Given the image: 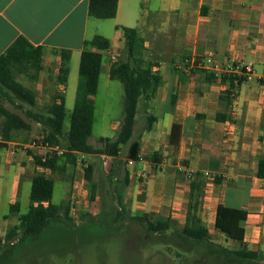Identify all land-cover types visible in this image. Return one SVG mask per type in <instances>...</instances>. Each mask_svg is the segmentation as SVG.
<instances>
[{
  "label": "crops",
  "instance_id": "crops-1",
  "mask_svg": "<svg viewBox=\"0 0 264 264\" xmlns=\"http://www.w3.org/2000/svg\"><path fill=\"white\" fill-rule=\"evenodd\" d=\"M98 20L89 15V0H0V56L23 37L34 47L43 48L42 71L54 72L56 78L61 52L70 51L67 85H55L56 91L64 93L66 105L71 77L77 73L79 78L85 42L95 35L111 42L104 53L106 66L103 68L102 63L100 87L103 70L112 80V65L126 58L123 33L117 27L138 28L145 39L143 58L154 63L153 71L162 77V84L154 99L139 103V110L143 103L145 117L153 115L156 121L151 130L146 125L139 136V160L125 166L127 187L113 192V204L118 205L116 215L132 222H137L135 218L169 222L170 228L163 235L180 237L188 219L193 180L186 172L192 170L202 178V196L191 215L201 220L211 239L216 232L225 238L224 243L213 241L215 244L235 249L232 240L216 230L215 222L218 206H229L226 189L244 180L250 186L247 200L229 207L247 211L245 244L250 250L264 252V179L257 177L259 162L264 160V84L255 76L247 77L233 89L221 77L238 74L229 72L238 64L252 65L258 75L264 74V0H119L112 36L102 33L105 24ZM209 54L213 55V65L204 62ZM211 73L215 77L209 82L207 76ZM23 85L37 93L42 91L47 97L45 105L50 103V84ZM77 85L78 81L73 84L74 104ZM90 101L94 104V97ZM40 104L38 97V107ZM121 125L118 121L115 126L118 133ZM15 145L7 144L4 158L7 167H15L10 213L11 207L19 204L23 181L29 180L32 186L34 175L44 169L35 164L33 148L24 146L27 151H20L22 148L15 150ZM205 172L215 179L223 175L224 183L210 181ZM91 202H96V208L92 207L89 214L98 217L103 200L96 195ZM11 215V223L0 224V240L24 214L18 207ZM71 215L77 222V215ZM139 224L146 229V223ZM134 233L118 228V235L128 237L123 241L118 264L174 263L172 251L168 255L157 248L138 246ZM183 243L175 251L177 264H203L198 258L202 250L207 258L216 256L204 246Z\"/></svg>",
  "mask_w": 264,
  "mask_h": 264
},
{
  "label": "trees",
  "instance_id": "trees-1",
  "mask_svg": "<svg viewBox=\"0 0 264 264\" xmlns=\"http://www.w3.org/2000/svg\"><path fill=\"white\" fill-rule=\"evenodd\" d=\"M119 0H89V15L99 20L114 19L118 11ZM125 41L126 58L112 65L110 78L123 84L125 92L124 118L118 135L114 138L102 137V146L94 147L89 143L95 120V105L90 98L98 94L104 53L111 48L110 40L103 35H95L85 42L79 66V78L72 110L65 105L63 92L56 91L49 104L37 110V91L26 87L18 81V74L28 75L31 70L38 73L42 70L43 48L34 47L25 38L16 40L7 51L0 56V148H6L9 142L18 139L21 132H30L31 121L41 124L44 128V142L52 146H61L64 151L58 153L48 151L44 156H34L37 166L51 173L64 172L68 165L78 164V155L112 157L111 174H123V186L128 185V173L122 172L123 164L128 160L138 161L140 152L139 139L133 141L139 103L141 100L150 101L155 98L162 84V77L153 71L154 63L146 62L143 58L145 39L138 28L118 26ZM62 62L55 78V85H67L70 74L71 52H61ZM214 74L207 76V81L214 79ZM222 81L229 83L230 88H237L247 78L245 74H222ZM4 102L20 110L22 114L9 110ZM30 122H29V121ZM147 129L151 130L156 118L147 116ZM66 124L69 129L66 130ZM175 129V126H174ZM128 146L122 158V151ZM157 155V154H156ZM154 158L156 159L155 155ZM257 177L264 179V160H260ZM85 179L90 184V200L97 195V185L93 181V166L85 168ZM118 180V178H117ZM220 177L215 181L220 182ZM202 178L199 174L192 180L188 219L179 237L185 243L204 246L212 250L217 257L223 258L229 264H260L264 262V252L248 249L245 244L244 224L248 213L220 204L217 209L215 227L225 234L237 248L229 249L217 245L211 239L208 229L196 218L195 214L202 196ZM55 180L46 173H37L32 179L30 205L22 216L20 223L12 227L0 240V263L6 261L15 249L13 240L18 238L20 243L36 241L48 227L54 223L68 224L69 204L57 205L53 202ZM122 196V194H120ZM122 205L121 201L119 202ZM19 204L11 207V213L18 211ZM121 216V215H120ZM139 223H146L150 234L163 235L171 223L160 221L153 223L144 218H135ZM4 241V242H3ZM10 247L3 249L2 246Z\"/></svg>",
  "mask_w": 264,
  "mask_h": 264
},
{
  "label": "rangeland",
  "instance_id": "rangeland-1",
  "mask_svg": "<svg viewBox=\"0 0 264 264\" xmlns=\"http://www.w3.org/2000/svg\"><path fill=\"white\" fill-rule=\"evenodd\" d=\"M98 22L105 24L102 33L110 36L114 35V19L98 20ZM105 66L106 61L104 60L103 68ZM41 71L38 73L36 70H31L28 75L18 74L17 79L22 84L31 87L50 84L53 96L54 92H56L54 72L51 74L48 70ZM50 74L52 76L51 80L48 79ZM77 81L78 74L76 73L70 80L66 103L68 110H72L74 107L73 93L75 88H73V84L75 83L76 85ZM41 92L38 93L41 104L39 107L37 106V110L43 108L45 105L44 101L47 98ZM124 102L125 92L123 84L118 80L108 79L105 70H103L99 91L94 97L96 110L93 132L89 139L91 145L101 147L100 139L102 137L114 139L118 135V130L115 126L118 121H123ZM4 104L9 110L22 114L13 105L7 102H4ZM144 117L145 110L142 103L137 116L133 141L139 139V136L146 129V125H148V120ZM31 125L32 129L30 132L18 134V139L14 141L16 145L13 148L15 150L22 148L20 151H27L24 146L35 141L39 145L38 148H33L36 152L35 155L44 156L48 151H52L44 145L45 143H42V140H44V128L41 124L34 121H31ZM68 129L69 124H66V130ZM64 144L65 140H61L62 147ZM62 147L60 148L64 150ZM127 150L128 146L123 149L122 158H124ZM6 154L7 149L0 148V224L11 223L13 218L10 213V199L12 175L15 167L14 165H10V167L5 165L4 158ZM19 154L21 156L25 155L23 152ZM78 161L79 163L76 166L71 165L64 172L51 173L49 170H40V173L44 172L56 180L53 202L55 204H69V217L72 221L67 223L71 225L54 223L36 241L20 243L18 238H16L13 240L15 244V249H12L13 254L0 264H118V256L123 241L128 238L124 237L123 234L118 235V228L127 232L135 231L136 233L134 234H137L136 245L138 246L150 247L151 250H156L157 248L168 255L172 251V255L170 254L174 259L172 262L177 264L175 251H177V247H181L184 244L179 237L150 234L138 222H132L120 218V215H116L118 205L113 204L112 197L114 196L113 192H122L123 176L122 174H111V161L105 164V160L102 157L86 156L83 158L82 155H78ZM89 164L93 166V181L97 185V197L103 200L102 213L98 217H93L89 214L92 207V209L96 208V202L92 203L90 201V184L85 179V168ZM125 166L126 164H123L122 172ZM217 177L221 178V184L224 183L225 177L223 175H217ZM30 186L31 182L29 180L23 181L21 185L18 197L21 215L25 214L29 209ZM249 187V183L244 180L231 183L226 189L228 205L238 206L245 202L248 197ZM79 190H81L80 194H78ZM72 213L77 215L75 217L78 219L77 222L73 221ZM73 233L75 237H71ZM77 234L85 235L84 237L81 236L84 240H79L80 236L78 237ZM212 239L217 243H224L225 241V238L217 232L212 235ZM2 248L10 249V247H5L4 245ZM199 257L203 264H229L220 257L207 258L203 250L200 256L198 255ZM260 264H264V262Z\"/></svg>",
  "mask_w": 264,
  "mask_h": 264
},
{
  "label": "built area",
  "instance_id": "built-area-1",
  "mask_svg": "<svg viewBox=\"0 0 264 264\" xmlns=\"http://www.w3.org/2000/svg\"><path fill=\"white\" fill-rule=\"evenodd\" d=\"M213 55L209 54L207 58L204 59L205 64L207 65H213ZM113 60H115V56L112 57ZM229 72H236L238 74H245L247 77H256L262 84H264V74L263 75H258L257 72L254 70L252 65H248V64H238L235 66H232L229 69ZM42 143H45L44 140H42ZM47 148H50L52 151L58 152V153H62L64 150H62L60 148V146H52L48 143L44 144ZM25 147L28 148H38L39 145H37V142H32L31 144L25 145ZM105 160V164H108L109 161H111V167H112V162H113V158L112 157H107V156H103L102 157ZM133 160H128V164H133ZM205 177H207L210 181H215V176L212 175L210 172H205L204 173ZM186 176L189 179H193L195 177V172L192 170H187L186 172ZM263 186H264V182H263Z\"/></svg>",
  "mask_w": 264,
  "mask_h": 264
}]
</instances>
